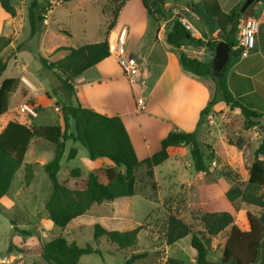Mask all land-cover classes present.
Returning a JSON list of instances; mask_svg holds the SVG:
<instances>
[{
  "label": "rangeland",
  "instance_id": "374dc122",
  "mask_svg": "<svg viewBox=\"0 0 264 264\" xmlns=\"http://www.w3.org/2000/svg\"><path fill=\"white\" fill-rule=\"evenodd\" d=\"M31 1L12 0L17 15L11 20H8L11 17L5 18L0 30V36L12 39V43L1 54L8 60L0 85L6 78L15 79L7 110L0 116V132L10 121L33 126L63 124L61 106L75 103L70 101L54 72L43 67L40 59L55 62L68 54L65 50L57 52L59 47L79 48L100 42L120 0H72L66 3L38 0L46 10V21L33 38H30L28 18ZM139 1L131 2L122 11L119 20V32L125 30L122 37L127 41V48L137 50L136 59L139 55L149 53V42L153 38L158 45L148 58L151 62L160 64V32L167 31L173 20L181 17L180 13L187 14L185 8L199 17V21L187 17L199 32L195 36H201L209 43L222 40L223 34L214 20L202 12V2L174 5L171 0H164L159 8L160 13L157 14L158 20L153 21L144 14ZM246 1L241 3V8ZM251 10L250 6L243 13L244 17L250 15ZM116 28L111 31L109 41ZM141 32L146 35L139 42ZM117 36L116 34V38ZM20 44L22 47L18 49ZM189 46L193 45L185 44L187 52L202 61H209L214 57L208 47ZM26 81L33 87L29 88ZM128 81L131 84L128 87L134 91L132 97L137 100L135 87L141 84L132 83L130 79ZM23 89H27L28 95L18 104L16 100ZM26 101L36 105L37 118L30 119L20 112V106ZM124 101L128 104L129 97L126 96ZM241 101L245 104L244 99ZM138 114L140 117L141 113ZM142 126L148 132L159 133L162 125L144 118ZM259 128L245 129L239 109L232 110L228 106L213 108L199 128H196L207 172L195 170L191 146L184 144L171 148L169 158L153 168L152 176H149L145 165L137 169L134 196L94 205L64 229L50 221L45 207L51 196L52 186L44 165L54 159L55 145L39 138L32 139L24 164L16 173L8 194L0 202V264H47L41 257L42 246L58 237L80 247L90 245L99 249L100 254L83 256L78 264H126L132 255L142 254L145 256L132 264H173V261H176L175 264H196V254L191 247L193 234L210 240L208 260L219 261L231 227L217 236H210L203 223L204 212L196 210L195 205L220 199L235 186L246 187L249 169L256 158L255 151L264 138ZM73 147L77 149L78 155L75 159L68 160ZM85 158L89 159L81 144L67 143L58 181L71 189L85 188L88 174L105 168L92 170ZM27 165L32 166L33 175L29 186L26 185ZM259 194L264 198V187L259 190ZM234 208L238 211L236 226L241 230L249 229L248 215H264V208L247 204L240 199L235 202ZM172 219L188 226L191 234L169 244L167 234ZM97 224L107 231L125 232L140 228L137 244L133 248L120 250L105 237L97 243L94 240V227ZM9 246L11 253L8 252ZM11 256L15 262L10 261Z\"/></svg>",
  "mask_w": 264,
  "mask_h": 264
},
{
  "label": "trees",
  "instance_id": "16d2710c",
  "mask_svg": "<svg viewBox=\"0 0 264 264\" xmlns=\"http://www.w3.org/2000/svg\"><path fill=\"white\" fill-rule=\"evenodd\" d=\"M56 1L66 3L72 0ZM141 1L147 15L153 21H157V14L160 13L159 8L160 5H163L164 0ZM171 1L174 3L188 1L196 4V0ZM127 2L128 0L119 1L100 42L79 48L59 47L57 52L65 50L68 51V54L55 62H49L46 58L40 59L43 67L54 72L70 101L76 96L75 78L111 57L109 35L115 29L120 12ZM0 4L7 14L16 17L17 10L12 4V0H0ZM201 5L202 12L212 18L217 28L222 32V40L230 45L231 57L222 72L217 74L214 71L213 58L209 61H202L188 55L185 51H180L178 54L180 65L187 74L198 78L207 77L211 79L214 86L213 96L202 110L197 128L210 115L214 106L221 102H224L232 110H240L245 129L260 127L264 111H258L255 106L244 104L241 100H245V98L236 99L229 92L225 83L229 65L233 59L241 56V49H235V47L239 44L237 26L242 13H225L217 0H203ZM45 12L46 10L38 0L31 1L28 8L30 38L38 35L40 26L46 21ZM165 38L169 45L178 49L184 47L186 43H191L194 47H208L213 53H215L218 44V42H206L201 36L193 35L178 18L173 20L172 27L166 32ZM11 43L10 37L0 36V78L7 68L8 60L1 54ZM17 47L21 49L22 45ZM14 81L13 78H6L0 85V116L7 110L8 98ZM27 95V89H23L16 102L22 103ZM61 114L63 126H33L10 121L0 133V201L9 192L16 173L24 164L32 139L39 138L55 145L54 159L44 165L52 186V193L45 207L50 221L59 228H66L73 220L90 211L94 205L134 196L136 194L137 169L145 165L149 176H152L153 168L169 158L171 148L184 144L191 146L190 153L195 170L197 172L208 171L197 130L190 133L170 131L162 139L159 151L140 160L127 128L119 116L102 115L92 109L84 108L79 102L62 105ZM29 118L35 119L31 116ZM69 142L81 144L86 149L87 156L91 161L108 159L113 163V166L96 172L91 171L83 189H71L61 184L58 181V173L61 170L66 144ZM77 155L78 151L73 147L67 158L73 160ZM255 157L249 169V179L245 188L235 186L220 199L207 204L195 205L196 210L204 212L203 223L210 236H217L231 227L219 261L208 260L209 239H204L196 234L192 235L191 247L196 254V264H264V215L261 217L248 215L249 229L241 230L236 226L238 211L234 208L235 202L239 199L247 204L264 208V198L259 194V190L264 187V138L255 151ZM26 170V185L29 186L33 176L32 166L27 165ZM170 225L167 234L169 244L191 234L189 227L176 219H172ZM139 231L140 228L125 232L107 231L97 224L94 227V240L98 243L101 238L105 237L108 242L116 244L120 250H126L135 247ZM8 252H12L11 246H9ZM92 254H100L99 249L90 245L80 247L76 243H69L63 237H58L43 244L41 257L47 264H78L83 256ZM144 256L145 254L132 255L126 264H132ZM175 263L176 261H173V264Z\"/></svg>",
  "mask_w": 264,
  "mask_h": 264
},
{
  "label": "crops",
  "instance_id": "0c3cea01",
  "mask_svg": "<svg viewBox=\"0 0 264 264\" xmlns=\"http://www.w3.org/2000/svg\"><path fill=\"white\" fill-rule=\"evenodd\" d=\"M133 1L128 0L120 12L116 31L112 32L111 41H109L112 46L116 40V34L118 35L117 37L123 38L122 35L125 30L119 32V20L122 11ZM202 1L196 0L195 3ZM217 1L225 13L234 14L240 12L243 15L241 3L244 0ZM139 2H141L144 14L148 16L142 1L140 0ZM173 4L188 5L190 3L182 1L173 2ZM251 7L250 15L259 22L255 48L248 57L240 56L232 60L226 71L225 83L229 92L236 99L245 98L246 105L255 106L258 111H264V0H256ZM9 17L11 16L3 10L0 4V30L4 19ZM11 19L13 17L8 20ZM171 27L172 24L167 31ZM167 31L164 33L160 32V52L162 56L160 64L153 63L148 58L158 45L153 38L149 42V53L139 55L138 59L135 56L137 50L127 48V41L123 38L126 51L136 59L140 66L141 81L139 85H141L135 87V92L137 99L141 98L144 100V109H137V100L132 97L134 91L128 87L130 82L124 75L113 52L111 57L88 69L74 80L76 96L72 101L74 103L79 102L84 108L92 109L108 117L119 116L127 128L140 160H144L159 151L162 139L170 131L194 132L197 128L200 114L211 100L214 92L211 79L193 77L182 69L178 59L179 52L185 51L188 55H193L187 52L185 46L178 49L169 45L165 38ZM145 35L144 32H141L138 41L140 42ZM189 47L194 48V46ZM119 75H121V78H118ZM126 96L129 97L128 104L124 101ZM112 101L116 102L113 103ZM223 106L227 105L221 102L215 105L214 108ZM139 112L141 113L140 117ZM144 118H149L151 121L161 124V131L159 133L146 131L142 126ZM260 121L262 126H260L259 130L263 135L264 117ZM60 125L63 126L62 123ZM85 160L92 170L113 166V163L108 159H98L94 162L87 158ZM13 258V256L10 257L11 262L16 261Z\"/></svg>",
  "mask_w": 264,
  "mask_h": 264
},
{
  "label": "built area",
  "instance_id": "2783aa9c",
  "mask_svg": "<svg viewBox=\"0 0 264 264\" xmlns=\"http://www.w3.org/2000/svg\"><path fill=\"white\" fill-rule=\"evenodd\" d=\"M185 12L188 14L180 13L178 19L182 25L193 35L198 33L195 25L188 21L187 17L192 18L196 21H199V17L195 12L191 11L188 8H185ZM238 38L239 44L235 49H241V57H248L255 48L256 37L259 30V22L252 15L244 17L241 15L238 23ZM110 44V43H109ZM111 53L113 52L114 56L117 59L119 66L121 67L124 75L130 79L132 83H138L141 81V72L140 66L133 56H131L125 49V40L123 38L117 37L113 46L110 45ZM31 88V84L26 81ZM137 109L142 110L145 108L144 100L139 98L137 99ZM20 112L26 116H31L33 118L38 117V111L36 106L30 102H25L20 106Z\"/></svg>",
  "mask_w": 264,
  "mask_h": 264
},
{
  "label": "water",
  "instance_id": "95a60500",
  "mask_svg": "<svg viewBox=\"0 0 264 264\" xmlns=\"http://www.w3.org/2000/svg\"><path fill=\"white\" fill-rule=\"evenodd\" d=\"M256 0H247L241 11L244 13ZM231 57V47L230 45L221 40L218 42L215 53L213 57V67L215 73H220L228 64L229 59Z\"/></svg>",
  "mask_w": 264,
  "mask_h": 264
},
{
  "label": "bare ground",
  "instance_id": "6f19581e",
  "mask_svg": "<svg viewBox=\"0 0 264 264\" xmlns=\"http://www.w3.org/2000/svg\"><path fill=\"white\" fill-rule=\"evenodd\" d=\"M33 87V86H32Z\"/></svg>",
  "mask_w": 264,
  "mask_h": 264
}]
</instances>
